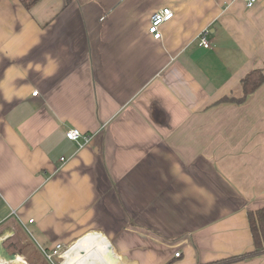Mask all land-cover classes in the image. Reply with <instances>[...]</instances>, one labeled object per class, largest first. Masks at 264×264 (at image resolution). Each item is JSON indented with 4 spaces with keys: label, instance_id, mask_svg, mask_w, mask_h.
<instances>
[{
    "label": "crops",
    "instance_id": "obj_1",
    "mask_svg": "<svg viewBox=\"0 0 264 264\" xmlns=\"http://www.w3.org/2000/svg\"><path fill=\"white\" fill-rule=\"evenodd\" d=\"M167 6L154 39L151 16ZM254 68L264 0H0V231L28 229L47 250L100 232L98 264L252 253L264 83L221 99ZM225 264H264V252Z\"/></svg>",
    "mask_w": 264,
    "mask_h": 264
},
{
    "label": "trees",
    "instance_id": "obj_2",
    "mask_svg": "<svg viewBox=\"0 0 264 264\" xmlns=\"http://www.w3.org/2000/svg\"><path fill=\"white\" fill-rule=\"evenodd\" d=\"M19 1L26 8L30 9L38 0H19ZM263 83H264L263 70L260 68L251 69L248 73L245 74V76L241 80L240 95L239 96L227 95V96H224L221 100L242 103L247 99V97L250 94H252L255 90H257ZM248 215H249L250 229L253 234V239L255 243V249L253 250V252L245 253L242 255H236L230 258H224V259L210 262L207 264H225V263H229L234 260H238L240 258H244L248 255H255L257 253L264 252V205L260 208L250 210ZM18 241L21 246L22 240L19 239ZM9 249L12 250L11 248ZM48 250L44 249L42 250L43 253L39 252L41 257L38 254L33 255L32 253H29L27 257L29 258L32 264H46V262L51 261L45 253V251H48ZM12 252L15 253L14 250H12Z\"/></svg>",
    "mask_w": 264,
    "mask_h": 264
},
{
    "label": "bare ground",
    "instance_id": "obj_3",
    "mask_svg": "<svg viewBox=\"0 0 264 264\" xmlns=\"http://www.w3.org/2000/svg\"><path fill=\"white\" fill-rule=\"evenodd\" d=\"M106 240V236L102 233L91 232L65 250L62 254L64 257L62 264H98L109 253V244ZM0 264L29 263L23 256L12 258L4 256L0 252Z\"/></svg>",
    "mask_w": 264,
    "mask_h": 264
},
{
    "label": "built area",
    "instance_id": "obj_4",
    "mask_svg": "<svg viewBox=\"0 0 264 264\" xmlns=\"http://www.w3.org/2000/svg\"><path fill=\"white\" fill-rule=\"evenodd\" d=\"M230 1H234V0H230ZM246 1L247 6H253L254 3L256 2V0H244ZM174 16V10L167 6V7H162L156 11H154V13L151 16L150 19V23L148 25V31L149 33H151L152 37L154 39H160L162 37V30H161V26L163 23L169 21L170 19H172V17ZM208 33H209V29L205 28L203 31H201V33L199 34V38H200V44L205 47L208 48L210 47V41L208 39ZM38 94V90L33 91V95H37ZM66 136L69 139L75 140L80 142L81 140H84V142H87L90 137L86 134H84L80 129L78 128H70L66 131ZM30 221H33V219H30ZM64 249V245L62 243H56L55 246L51 249V251H45L47 257L49 259H51L53 256L55 255H61V251ZM181 255V251H176L175 252V256L178 257ZM63 257V256H62Z\"/></svg>",
    "mask_w": 264,
    "mask_h": 264
},
{
    "label": "rangeland",
    "instance_id": "obj_5",
    "mask_svg": "<svg viewBox=\"0 0 264 264\" xmlns=\"http://www.w3.org/2000/svg\"><path fill=\"white\" fill-rule=\"evenodd\" d=\"M236 96H239V94ZM9 232L6 234L5 231L4 232L0 231V239H2L0 240V252L2 255L7 256V257H12V258L23 256L24 259L29 264H32L29 258L27 257L29 253H32L33 255L38 254L39 256H40L39 252L43 253L42 250L45 249V245L41 244L42 242L39 243L37 235H34L33 233H31L28 229L25 230V233L21 231L14 232V230L12 229ZM12 234L14 235L12 237H9V235H12ZM19 239L22 240L21 246L18 241ZM69 246L70 244L64 245V249L61 251V254H64L65 250L69 249ZM9 248L14 250L15 253H13L12 250H10ZM50 260L51 261L46 262V264H62L64 257L57 254L53 256Z\"/></svg>",
    "mask_w": 264,
    "mask_h": 264
}]
</instances>
